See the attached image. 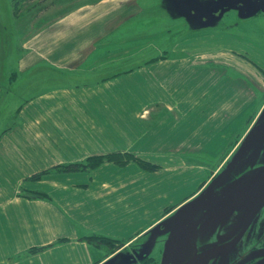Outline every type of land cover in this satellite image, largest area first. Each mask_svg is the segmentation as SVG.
<instances>
[{"label":"crops","instance_id":"0c3cea01","mask_svg":"<svg viewBox=\"0 0 264 264\" xmlns=\"http://www.w3.org/2000/svg\"><path fill=\"white\" fill-rule=\"evenodd\" d=\"M147 8V0H82L21 40L12 39V7L0 9V77L4 63H14L25 78L43 68L63 81L24 97L7 123L8 109H0V264H104L100 244L82 236L124 241L117 249L151 236L209 179L205 161L192 153L216 156L256 110L254 91L241 76L260 82L264 72L233 49H173L130 60L121 71L93 72L94 63L113 61L100 60L101 46L130 42L126 28ZM9 46L14 50L3 54ZM181 124L191 128L185 133ZM111 152L152 166L105 160L30 177ZM34 247L43 248L28 253Z\"/></svg>","mask_w":264,"mask_h":264},{"label":"rangeland","instance_id":"374dc122","mask_svg":"<svg viewBox=\"0 0 264 264\" xmlns=\"http://www.w3.org/2000/svg\"><path fill=\"white\" fill-rule=\"evenodd\" d=\"M80 1L82 0H0V9L9 5L12 7L14 17L8 21L15 22L13 28L16 30L12 39L21 40L22 36L30 33L34 26L37 27L45 21L56 18ZM241 1L244 4L251 2V0ZM261 1L263 4L264 0ZM147 2L146 12L126 28V36L130 35V37L125 39L130 42L120 39L112 44L106 43L104 47L102 45L100 60L113 56V61L94 63L96 70L93 69V72L122 70L127 67V62L130 60V64H133V60L147 59L154 53L168 55L173 49L180 48L194 49V52L198 54L219 53L228 49L237 50L261 67L264 72V10L261 9L260 12L252 15H245L247 12L243 10L245 14L241 15L239 11L233 9L235 4L228 0H147ZM186 4L189 6L187 7ZM222 6H225V9L230 7L231 10L228 9V12L220 10ZM206 8L212 10L211 16L197 13V9L205 10ZM138 27L143 31L142 33L138 31ZM123 34L124 32L121 37ZM14 47H4L3 54H6L10 48L14 50ZM133 51L135 52L130 53V57H126L127 53ZM6 64L4 63L0 77V109L5 107L8 109L2 116L4 123L11 120L14 113L12 109L22 102L24 97L46 87L63 83L57 74L44 71L43 68L25 78L26 73L21 74L13 70L14 63H9V67ZM86 93L83 91L84 97H87ZM78 95L75 96L78 97ZM175 111L179 114L177 110ZM262 111L258 114L259 117ZM257 112L254 109L243 129L235 137L228 136L227 144L219 149L216 157L204 163L208 171L207 184L214 186L218 193L233 183H239L241 176H246L247 180L251 181L264 170V115L260 118V123L255 126ZM180 127V130L185 133L191 128L190 125L182 126V124ZM236 157L238 160L232 163ZM250 194L252 198L256 196L254 192ZM237 203L239 206L234 213L222 218L207 216L206 212L200 211L194 213L192 211L191 216H184V219H192L194 226L187 236L179 235L180 244L173 256L172 264L181 263L188 255V249L192 244L198 247V260L206 261L207 248L218 243L220 239L230 237V234L237 229L232 232L237 225L242 227L247 223L244 213L241 214L239 211L241 209H246L248 214L252 209H256L254 216L257 219L253 218L249 225L248 238L239 242L234 249H230L226 263L264 264V216L263 219H259L262 213L264 214V202H259L255 207L250 203L249 198L242 197L237 200ZM172 216L170 214L165 218L169 220V225H172ZM158 229L159 227L151 233V236L147 234L145 237H139L119 249L117 248L122 246L124 241H104L99 245V257L108 256L104 264H132L133 262L160 264L164 242L172 230L158 231ZM257 230L262 232L254 238L252 232L256 233ZM262 233L263 235L259 238ZM149 238L151 242L146 244ZM249 247H255L250 251L251 258L248 253H245V249ZM214 261L217 264L225 263L222 258Z\"/></svg>","mask_w":264,"mask_h":264},{"label":"flooded vegetation","instance_id":"af4514ba","mask_svg":"<svg viewBox=\"0 0 264 264\" xmlns=\"http://www.w3.org/2000/svg\"><path fill=\"white\" fill-rule=\"evenodd\" d=\"M253 1H261V0H253ZM242 3H239V5H241ZM197 13H203V15L205 16H211V13H212V10L210 8H206L205 10H200V9H197ZM219 11V10H218ZM201 15V14H200ZM241 76V75H240ZM243 78V80L247 83V85L252 88V90L254 91V96H255V103H256V111H258L256 113L257 115V122L255 124V126L258 125V123H260V118L264 115V78L263 79H260V82L258 81H254L253 79H249L246 75L245 76H241ZM260 108V110H258ZM262 111V114H260V117H259V113ZM256 121V120H255ZM264 169V168H263ZM262 174H264V170L261 171ZM259 175V176H260ZM259 176L255 177L254 179L258 178ZM254 179H252L251 181H248L247 180V177L246 176H241V178L239 179V183H233L231 185H229L228 188H225L223 191L220 190V192L218 193V191H215V187L212 186V185H208L207 183L204 185H202L199 193L197 194L199 199V203L196 207L195 210H193V213L195 211H200V212H206L209 216H219V218H222V217H226V216H230L231 214L234 213V211L236 210V208L239 206V204L237 203V200L239 198H249L250 199V203L253 204L255 207L258 206L259 202H264V182H262L260 185L256 186L250 193L254 192L255 193V197L252 198L253 196L248 193V194H243V195H237L236 197V200H235V203H234V207H233V210L230 212V207L229 209L228 206H229V203L231 201V193H232V190L234 188H246ZM200 196V197H199ZM195 197V198H196ZM199 204H203V206H199ZM256 209H252L249 214L247 213L246 209H241L239 210L242 213H244L245 215V219H246V224L242 227L240 225H237V227H235L233 230H232V234H230V237H226V238H223V239H220L218 241V243L214 244L212 247H209L206 249L205 251V257H206V261H199L198 260V247L197 245L195 244H192V246L188 249V255L184 257V260L181 262V263H178V264H182L183 262L187 261L188 259H190L191 257L194 258L192 264H217L216 261L214 260H220L221 258L224 259V264H231V262H227L226 263V260H227V256L230 254V249H234V247L241 241H243L244 239L248 238V235H249V225L252 221L253 218H256L254 215L256 213L255 211ZM246 212V213H245ZM192 213V214H193ZM231 213V214H230ZM172 225H169V220H164L160 226H159V229L158 231H165V230H172L170 233L174 235V237L176 238L177 241H179V235H184V232H186L187 234H189L192 230H193V222H192V219H184L187 215V217L191 214L190 213H184L182 214L181 216H178V219L180 217V220L181 221H184L185 224L184 225H178L176 223V218H177V214L176 211L172 214ZM185 216V217H184ZM263 216L264 214L262 213V215L260 216V220L263 219ZM182 218V219H181ZM187 228V229H186ZM187 231H186V230ZM241 237L240 239L235 243L233 244V240L241 233ZM262 231H258L255 233V232H252L254 238L256 236H258L259 233H261ZM263 235V233L259 236V238ZM168 238V237H167ZM166 238V239H167ZM226 239V240H225ZM166 241V240H165ZM249 246V245H248ZM179 248V247H178ZM255 248V247H253ZM253 248L249 247L247 249H245V253H248L250 258H251V254H250V251L253 250ZM163 250V249H162ZM162 256V254H161ZM173 257L170 259L169 262L165 263V264H172V260ZM250 259H248L249 261ZM111 264V263H109ZM132 264H136L135 262H133ZM160 264H164L161 263ZM219 264H222V263H219Z\"/></svg>","mask_w":264,"mask_h":264},{"label":"water","instance_id":"95a60500","mask_svg":"<svg viewBox=\"0 0 264 264\" xmlns=\"http://www.w3.org/2000/svg\"><path fill=\"white\" fill-rule=\"evenodd\" d=\"M229 2H233L235 4V7L241 9V12L243 14V10H245L247 13L245 15H252L255 12H257L259 9L264 10V3L262 4V1L257 2V1H253L251 0V2L249 4H244L241 0H228ZM239 1H241V5H239ZM40 68H35L34 70H32L31 72H29L27 75H30L32 73H34L36 70H38ZM194 154V158L197 160H202V161H210L213 158H215L216 156H211V155H207L204 152H194L192 153ZM238 160V158H234L232 163H236V161ZM262 182H264V174L260 175L258 178L254 179L246 188H234L232 190L231 193V201L229 203V206L227 209H229L230 207V212L233 210L234 207V203L236 200L237 195H243V194H248L250 193L256 186L260 185ZM30 196L34 197L35 195L33 194H29ZM200 197V196H199ZM199 198L196 197L190 201H188L187 203L183 204L182 206H180L177 210L176 213L179 214L177 215L176 218V223L178 225H184L185 222L180 220V217L178 219V216H181L184 213H191L193 210L196 209L198 203H199ZM199 206H203V204H199ZM182 219V218H181ZM187 229V228H186ZM185 229V230H186ZM187 231V230H186ZM243 231L233 240V244H235L241 237ZM184 236H187V233L184 232ZM180 241V240H179ZM179 241L176 240V238L174 237L173 234L169 235L168 238L166 239V241L164 242V246H163V250H162V256H161V261L162 263H167L170 261V259L176 254L177 249L179 247ZM194 258L191 257L190 259H188L187 261L183 262L182 264H192ZM108 264V263H106Z\"/></svg>","mask_w":264,"mask_h":264},{"label":"trees","instance_id":"16d2710c","mask_svg":"<svg viewBox=\"0 0 264 264\" xmlns=\"http://www.w3.org/2000/svg\"><path fill=\"white\" fill-rule=\"evenodd\" d=\"M260 11H261V9H259L257 12H260ZM257 12H255V13H257ZM243 14H245V13H243ZM118 71H121V70H118ZM132 158L135 159L138 163H140L144 167L152 166L148 162H146V161H144L138 157H135L129 153L111 152V153H106V154L91 155L83 161H72V162H68V163L54 165L52 167L42 169L41 171L33 173L30 177L31 178H37V177H40L43 174L49 173L51 171L73 172V171L87 170V169L95 167L96 165L100 164L101 162H103L105 160L113 161L117 164H123L127 160L132 159ZM82 238L89 241V242H93V243L96 242L98 244H101L104 241L117 240V239H110V238L105 237V236L93 235V234L82 236L81 239ZM41 248H43V247L31 248L28 250V253L37 252Z\"/></svg>","mask_w":264,"mask_h":264}]
</instances>
